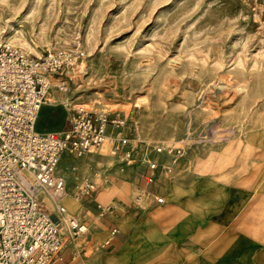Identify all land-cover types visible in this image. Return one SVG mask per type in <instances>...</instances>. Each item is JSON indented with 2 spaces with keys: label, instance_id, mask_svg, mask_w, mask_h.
Segmentation results:
<instances>
[{
  "label": "rangeland",
  "instance_id": "obj_1",
  "mask_svg": "<svg viewBox=\"0 0 264 264\" xmlns=\"http://www.w3.org/2000/svg\"><path fill=\"white\" fill-rule=\"evenodd\" d=\"M0 43L36 57L82 52L66 93L53 89L55 104L41 109L38 131L63 121L68 98L91 112L121 113L122 134L136 148L133 165L109 141L60 158L63 203L88 231L53 264H118L130 236L148 235L149 243L169 241L172 264H221L218 254L233 247L245 264H264V0H0ZM157 145L184 154L172 164ZM143 157L160 166L153 193ZM85 176L97 188L75 201ZM97 203L111 209L99 217ZM222 238L217 257L206 259ZM162 250L151 257L167 261Z\"/></svg>",
  "mask_w": 264,
  "mask_h": 264
},
{
  "label": "built area",
  "instance_id": "obj_2",
  "mask_svg": "<svg viewBox=\"0 0 264 264\" xmlns=\"http://www.w3.org/2000/svg\"><path fill=\"white\" fill-rule=\"evenodd\" d=\"M81 56L80 51L56 49L36 57L0 43V264H53L70 242L88 231L64 206L66 181L56 171L62 156L96 153L109 141L125 165L137 162L136 148L122 134L126 120L119 112H91L66 98L60 103L62 130L36 129L49 93H66L67 77ZM155 150L172 164L184 154L173 145ZM140 162L147 170L142 175L145 187L153 193L160 166L149 157ZM96 188V181L85 176L75 198ZM152 195L155 204L164 203L161 195ZM110 209L96 204L99 217ZM115 233L113 229L106 243Z\"/></svg>",
  "mask_w": 264,
  "mask_h": 264
},
{
  "label": "crops",
  "instance_id": "obj_3",
  "mask_svg": "<svg viewBox=\"0 0 264 264\" xmlns=\"http://www.w3.org/2000/svg\"><path fill=\"white\" fill-rule=\"evenodd\" d=\"M55 96H57V95L54 94V97ZM48 104L52 105V104H55V103L54 102H49ZM60 127H61L60 130H62V128L64 127V121H61V122L57 123L56 125H54V127H52L49 130H46V131H53V130L56 131L55 129L60 128ZM241 195L243 196L244 194H241ZM166 217H167V215L163 214L159 218L160 219H164ZM220 218L221 217H217L215 220L217 222H220ZM251 223H252L253 226L252 227L248 226V229H253L254 223L253 222H251ZM91 226L93 227V223L91 224ZM189 229H191V226H190ZM95 230H96L97 234H99V235L103 234L102 226L96 227ZM207 231H208L209 234L212 232L211 228H209ZM130 238H132V236H130L125 242V244L129 245L130 248L127 249L126 251H123L124 253H121V257H119V263L118 264H172L171 262H173V259L175 260V256L172 255L171 250L169 251L166 248L167 247L166 245L169 243V241L166 240L164 237H159L158 236L157 239H154L155 241L152 242V243H154L155 245L154 244L150 245L152 243L148 242V238L149 239L150 238H154L152 235H150V236L148 235L146 237L147 238V239H145L146 242L145 241L141 242L139 239L136 242V241H132ZM224 242H225V240L223 238L220 239V240L218 239L216 241L210 242L211 244H209V246H208L209 247V251L207 252L208 257H205V258L207 259V258H210L212 256H216L215 254L220 250V248H222V245L225 244ZM162 247H163L164 250H162ZM72 250L74 251V254L77 253V252H75V244L73 245ZM161 250L165 251V252H163V254L164 253L167 254L166 257H170V258H167V261L165 259H162V257H151L153 255L160 254ZM227 252H228L227 253L228 257H226V255L224 253H222V252L218 254L219 258L222 257L221 260H220L221 264H229V262L230 263L232 262V259H233V264H245L244 261H243V259H244L243 257H241L242 259H239L240 257H237L238 261L236 260L237 258L235 256L240 254V252L238 253V251L236 250V247H233V248L229 249ZM230 255L235 257V262H234V257H229ZM60 257H63L62 253H61ZM99 257H108V256L107 255H102V256H99ZM103 264H111V263H110V260L107 258V259H104Z\"/></svg>",
  "mask_w": 264,
  "mask_h": 264
},
{
  "label": "bare ground",
  "instance_id": "obj_4",
  "mask_svg": "<svg viewBox=\"0 0 264 264\" xmlns=\"http://www.w3.org/2000/svg\"><path fill=\"white\" fill-rule=\"evenodd\" d=\"M25 52H26V51H25ZM53 92H55V91H53ZM53 96H54V93L50 92L49 95H48L49 102H51V99L53 98ZM62 100H65V98L62 99ZM72 199H74L75 201H78V199H76L75 197H73ZM64 206H65V205H64ZM66 209H67V207H66ZM74 258H76V257H74ZM81 264H85V263H81Z\"/></svg>",
  "mask_w": 264,
  "mask_h": 264
}]
</instances>
